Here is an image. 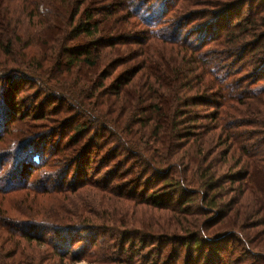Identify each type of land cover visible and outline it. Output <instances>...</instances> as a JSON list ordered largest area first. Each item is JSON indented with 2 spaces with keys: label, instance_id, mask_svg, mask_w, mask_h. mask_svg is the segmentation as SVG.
I'll use <instances>...</instances> for the list:
<instances>
[{
  "label": "trees",
  "instance_id": "16d2710c",
  "mask_svg": "<svg viewBox=\"0 0 264 264\" xmlns=\"http://www.w3.org/2000/svg\"><path fill=\"white\" fill-rule=\"evenodd\" d=\"M18 1L0 2V264H37L13 259L27 242L49 264H264V0Z\"/></svg>",
  "mask_w": 264,
  "mask_h": 264
},
{
  "label": "rangeland",
  "instance_id": "374dc122",
  "mask_svg": "<svg viewBox=\"0 0 264 264\" xmlns=\"http://www.w3.org/2000/svg\"><path fill=\"white\" fill-rule=\"evenodd\" d=\"M4 1H5L4 10L7 13H8V10H10V11L13 10V11H16V12L19 11L20 3H19L18 0H4ZM0 2H1V0H0ZM30 9H31V11L28 12L29 17H24V19H23V21H22V23L20 25L21 29L23 30V32H21L20 34H22L24 42H32L35 45L36 44V41H38V39L41 40L42 37L45 35V31L43 30V28H44L43 23L45 22V20H44V17L41 18L40 15H38V17H33L34 8H30ZM48 11H49V6L46 5V4L41 5L39 7V12L40 13H45L44 15H46V13ZM6 12H3V13L6 14ZM17 15L18 14L16 13L15 17L12 18L13 24L15 23V20L17 18ZM0 18H1V9H0ZM40 32L42 33V35H40ZM18 50L16 52L17 55H19L18 54ZM37 54H40V53H37ZM136 63L137 62H135L133 64H136ZM111 82L112 81L108 82V84H110ZM0 122H1V117H0ZM217 134L218 133H216V135ZM223 172H225L226 174H228L229 173L228 168L222 169L221 172H220V174L223 173ZM78 182H80V181H78ZM78 182H76V183H78ZM14 205H15L14 202H10V204H9L10 209L13 208ZM21 205L23 206V204L22 203L20 204V207L22 208ZM48 208L50 210H54L55 206H54V204H52ZM2 210L5 213V215L8 216L7 211L4 208H2ZM12 216L17 217V218H22L21 215L19 213H17L16 211L13 212V215ZM36 218L39 219V220H43V221H49L48 219H43L42 217H39L37 215H36ZM253 220L254 219H252L251 222ZM51 222H54V221H51ZM259 230H263V227H261L260 229H257L254 232H257ZM0 236H2L4 238H9L8 235H6V233L4 231H1V230H0ZM262 240H263V243H261V246H262V248H264V237L256 238V239H254V242H262ZM13 244H14V242H13ZM13 244H8L7 245V249L8 250H14L15 247H14ZM25 245H31L32 247L30 249H27V250H24V251H23V249H24L23 246L20 247V248H18L16 250V252H13L12 253L14 260L20 258L21 255L24 254L29 261L36 262L37 264H49V263H46L45 259L43 258L45 256H48V254L53 255L52 250H51V247L49 245L39 244L37 242H33V243L27 242V243H25ZM262 248L261 249H258L259 250V253L262 251ZM55 264H92V263H89L87 261H79V262L73 263V262H69L66 259L64 263H61L58 260V261L55 262Z\"/></svg>",
  "mask_w": 264,
  "mask_h": 264
}]
</instances>
